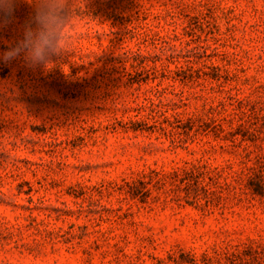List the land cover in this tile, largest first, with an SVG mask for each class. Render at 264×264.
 <instances>
[{"label":"rangeland","instance_id":"rangeland-1","mask_svg":"<svg viewBox=\"0 0 264 264\" xmlns=\"http://www.w3.org/2000/svg\"><path fill=\"white\" fill-rule=\"evenodd\" d=\"M0 264H264V0H14Z\"/></svg>","mask_w":264,"mask_h":264},{"label":"clouds","instance_id":"clouds-1","mask_svg":"<svg viewBox=\"0 0 264 264\" xmlns=\"http://www.w3.org/2000/svg\"><path fill=\"white\" fill-rule=\"evenodd\" d=\"M13 3L14 0H0V16L5 14L11 15L13 12ZM57 11L58 5L53 3L50 13L42 17L44 20V30L39 32L32 41L31 56L36 62H41L44 59L46 52L54 46L53 40L59 28V19L56 15ZM6 55L10 56L12 53Z\"/></svg>","mask_w":264,"mask_h":264}]
</instances>
